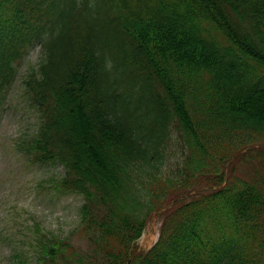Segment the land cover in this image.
<instances>
[{
    "label": "trees",
    "instance_id": "1",
    "mask_svg": "<svg viewBox=\"0 0 264 264\" xmlns=\"http://www.w3.org/2000/svg\"><path fill=\"white\" fill-rule=\"evenodd\" d=\"M36 44L19 150L83 198L41 264H264V0H0V107Z\"/></svg>",
    "mask_w": 264,
    "mask_h": 264
},
{
    "label": "rangeland",
    "instance_id": "2",
    "mask_svg": "<svg viewBox=\"0 0 264 264\" xmlns=\"http://www.w3.org/2000/svg\"><path fill=\"white\" fill-rule=\"evenodd\" d=\"M40 59L35 46L19 66L9 96L0 107V264H41L34 222L45 232L68 237L79 221L82 197L55 191L60 165L31 163L19 150L40 125V117L24 94L23 80ZM161 218L154 217L139 240L148 250L158 240ZM83 247L82 245H79Z\"/></svg>",
    "mask_w": 264,
    "mask_h": 264
}]
</instances>
